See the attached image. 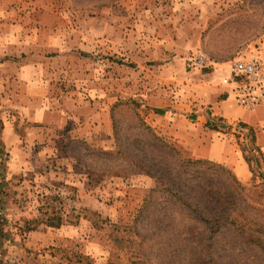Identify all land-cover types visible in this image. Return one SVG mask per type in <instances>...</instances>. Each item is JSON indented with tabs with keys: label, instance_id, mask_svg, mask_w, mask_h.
Returning <instances> with one entry per match:
<instances>
[{
	"label": "rangeland",
	"instance_id": "obj_1",
	"mask_svg": "<svg viewBox=\"0 0 264 264\" xmlns=\"http://www.w3.org/2000/svg\"><path fill=\"white\" fill-rule=\"evenodd\" d=\"M16 1L24 6L26 2L37 1L36 10L42 8L39 4L50 7L47 9H51L50 16L43 25L57 33L52 47L58 51L70 39L67 48H70L72 60L67 62L75 68V72L60 70L53 73L51 82L56 90L75 91L74 81L81 73L78 70L80 61L82 66H88L85 78L87 81L90 75V84L93 81V109L98 106V100L102 101L107 95L112 101L108 103V115L113 146L111 150H103L80 141L71 143L68 154L76 158L79 175L86 182L85 205L81 199L77 200V187L72 184L47 193L45 190L37 192L35 185H21L18 180L7 182L8 162H0V217L5 222L2 226L4 235L0 238V264H194L191 248L179 247L168 238L170 232H187L191 225L178 220L168 222L169 217L177 215L161 204L166 194L159 190L145 205L144 200L151 190L157 189V184L152 177L137 173L131 160V157H146L157 165L160 163L159 157L147 145L146 135L138 129V119L150 127L155 136L171 144L179 156L197 159L167 133L145 121L147 112L156 111L144 107L142 102V91L144 88L147 91L155 81L150 75L158 74L150 67L159 61L155 58V40L160 38L158 33L175 31L181 22L197 21L201 27L196 40L198 48L188 55L187 69L204 71L212 62L229 61L232 65L235 60H243L257 63L264 72L260 59L255 57L264 43V0ZM22 11L27 12V9ZM42 13L35 12L34 15L45 17ZM105 17L115 21L113 31L101 23ZM90 18L93 23H88L92 21ZM85 31L91 33L89 41L83 43L87 50L81 48V33ZM181 31L187 29L184 27ZM138 42L143 55H136ZM138 58L143 59L140 63L149 71L140 72ZM54 65L60 66V62ZM165 89L169 91V88ZM234 128L242 137L241 149L250 171L249 179L240 182L245 186L261 183L264 158L254 145V138L251 140L254 132L241 123ZM117 150L125 153L116 154ZM102 151L114 152L105 156ZM4 154L0 151V158ZM206 161L233 174L221 164ZM134 172L137 174L131 175ZM56 214L62 215L70 224L79 217L87 222L78 231V237L61 246L30 247L26 229H37L47 219L55 221ZM241 239L232 226L224 225L214 237L211 256L206 263L264 264V253L244 245Z\"/></svg>",
	"mask_w": 264,
	"mask_h": 264
},
{
	"label": "crops",
	"instance_id": "obj_2",
	"mask_svg": "<svg viewBox=\"0 0 264 264\" xmlns=\"http://www.w3.org/2000/svg\"><path fill=\"white\" fill-rule=\"evenodd\" d=\"M36 2H26L25 6L16 0L0 2V148L10 154L5 180L35 185L37 192L47 193L72 184L77 187V200L85 205L86 182L79 175L76 158L68 151L75 141L112 149L108 115L112 101L107 95L93 109V81L90 84V75L86 81L88 66H82L81 61V73L74 81L77 90H56L52 74L75 70L67 62L72 60L67 48L70 39L58 51L52 47L57 33L43 25L51 9L47 11L50 7L39 4L45 10L42 13L35 9ZM24 8L27 12L22 11ZM35 12L45 17L35 16ZM89 20L93 23V18ZM100 21L113 31V18ZM184 27L186 32L181 31ZM200 32L197 21H185L175 31L157 34L161 39L155 40V58L159 61L150 67L158 74L150 75L155 81L142 91L144 107L157 111L147 112L145 121L167 133L192 157L221 164L244 182L250 176L249 165L241 149L242 137L234 127L241 123L254 132V145L264 158V96L252 109L239 106L229 61L212 62L204 71L187 69V57L198 48ZM81 34V48L87 50L83 43L89 41L91 33ZM110 42L113 44L112 39ZM136 48V55L144 54L140 42ZM257 53L255 57L264 70V43ZM138 60L140 72L149 71L140 63L143 59ZM58 61L60 66L54 65ZM86 222L79 217L73 224L63 220L59 227L39 226L28 232V245L35 249L61 246L78 237Z\"/></svg>",
	"mask_w": 264,
	"mask_h": 264
},
{
	"label": "trees",
	"instance_id": "obj_3",
	"mask_svg": "<svg viewBox=\"0 0 264 264\" xmlns=\"http://www.w3.org/2000/svg\"><path fill=\"white\" fill-rule=\"evenodd\" d=\"M137 127L146 135L147 145L152 148L161 163L157 165L146 157H131L133 165L137 168L136 172L152 177L157 184V189L151 190L144 200L145 205L149 204L150 199L159 190L166 194L161 204H164L171 214L177 215L169 217L168 222L178 220L191 225L187 232H170L168 238L177 242L179 247H190L194 264H208L206 262L211 256L210 247L214 237L224 225H229L241 236L244 245H251L263 254L264 177L261 183L245 186L235 175L225 173L218 165L202 159L182 158L171 144L155 136L150 127L140 119L137 120ZM253 138L251 137V140ZM122 151L115 152L124 154ZM113 152L102 151L101 154L106 156ZM53 220L47 219L41 224L59 227L64 219L58 214L55 221ZM0 222L1 238L4 235L2 226L5 223L1 217ZM34 229L27 228L26 231Z\"/></svg>",
	"mask_w": 264,
	"mask_h": 264
},
{
	"label": "built area",
	"instance_id": "obj_4",
	"mask_svg": "<svg viewBox=\"0 0 264 264\" xmlns=\"http://www.w3.org/2000/svg\"><path fill=\"white\" fill-rule=\"evenodd\" d=\"M202 56V55H201ZM231 81L235 83V98L242 107L252 109L264 96V72L254 62L235 60L231 65ZM1 152L2 149L0 148ZM10 154L5 152L0 162L7 163Z\"/></svg>",
	"mask_w": 264,
	"mask_h": 264
}]
</instances>
